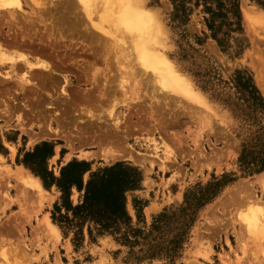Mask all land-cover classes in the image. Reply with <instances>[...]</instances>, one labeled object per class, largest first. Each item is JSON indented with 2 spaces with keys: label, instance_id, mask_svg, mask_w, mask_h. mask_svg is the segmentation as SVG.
I'll return each instance as SVG.
<instances>
[{
  "label": "rangeland",
  "instance_id": "1",
  "mask_svg": "<svg viewBox=\"0 0 264 264\" xmlns=\"http://www.w3.org/2000/svg\"><path fill=\"white\" fill-rule=\"evenodd\" d=\"M110 1L0 5V264H264V238H251L245 222L252 213L264 225V171L248 176L238 164L242 141L264 136V114L240 94L241 78L250 79L264 103V8L236 0L240 31L228 32L222 50L206 9L223 25L233 20L218 11L225 0H133L157 25L152 41L118 28L120 0ZM138 39L200 101L162 91L137 58ZM43 142L54 144L46 163L54 177L72 161L90 172L122 164L130 168L122 179L138 174L124 193L128 224L91 238L85 224L75 240L63 232L52 221L59 191L21 164ZM28 174L43 189L37 206L20 188ZM83 193L71 189L72 206Z\"/></svg>",
  "mask_w": 264,
  "mask_h": 264
},
{
  "label": "trees",
  "instance_id": "2",
  "mask_svg": "<svg viewBox=\"0 0 264 264\" xmlns=\"http://www.w3.org/2000/svg\"><path fill=\"white\" fill-rule=\"evenodd\" d=\"M255 1L264 8V0ZM206 10L211 14V20L206 25L210 33L209 37L216 41L222 50H226L228 32L240 31L235 11L236 0H225L224 4H218V11H224L222 18L227 20L228 15H230L233 19L229 21V18L223 25L214 26V14L210 9L207 8ZM226 29L227 31L223 32ZM241 82L240 94L251 106L250 109L254 114H264V103L250 79L241 78ZM253 140L255 142L242 141L238 157L239 167L248 176L264 171V136L259 135ZM53 149V143L37 144L32 152L24 155L21 161V164L41 181L45 189L54 186L59 191V202L53 206L52 221L63 232L74 230V240L82 237L85 224L88 225L87 234L89 238H91L93 230L98 235L112 234L118 231L121 226H126L129 218L125 212L124 193L138 187L140 181L138 174L122 179L120 178L122 172L128 173V169H130L127 167L125 168L127 171H124L121 169L122 164L90 172L88 163L72 161L61 168L58 177H54L46 168L47 160L53 156ZM2 150L0 145V152ZM88 172L90 173L84 184L83 177ZM222 178L225 179L226 177ZM224 184L225 182L209 185L212 190H210L207 199L215 197L218 188ZM212 186L214 187L212 188ZM72 188L84 192L82 202L76 206H72L70 202ZM61 211H64V214L61 215Z\"/></svg>",
  "mask_w": 264,
  "mask_h": 264
},
{
  "label": "bare ground",
  "instance_id": "3",
  "mask_svg": "<svg viewBox=\"0 0 264 264\" xmlns=\"http://www.w3.org/2000/svg\"><path fill=\"white\" fill-rule=\"evenodd\" d=\"M105 2L107 4L108 0H105ZM109 2L111 1L109 0ZM14 4L18 6L17 0H0V5L3 7H10ZM116 4L118 10V18L115 21L116 26L120 29L123 28L129 34L132 33L139 34L138 35L139 38L142 37V34H145V36L148 37L149 41H152L154 36V28L155 27L157 28V25L154 22V20L150 17V15L147 14L148 12L144 11L142 6L139 3L134 2L133 0H120L119 2H116ZM148 45L149 43L147 39H143V40L138 39L135 45V52L137 54L138 60L142 63L143 67L146 69H150L156 74L155 75L156 78L155 77L153 78L157 81V84L158 82L160 83V85L158 86H160L162 91H164V89L165 90L168 89L167 91L170 90L173 91L174 94L173 97L178 96L180 93L179 97L181 96L180 98H182V96H184V100H187V98L185 99V97H188L200 101L198 98L199 95L194 93V91H192V88L190 87L189 83L179 74H177V72L173 69V67L166 60V58H164V56L160 54V51H158L157 49H151L150 47H148ZM22 183L24 186H21L20 188L23 190V192L26 195L28 196L33 195L34 200L35 199L37 200V196L35 198V194L39 195L43 193V189L39 181L36 178L32 177L30 174H28L27 177L24 178ZM36 200L34 201L35 203L32 201L33 204H35V206L38 205V204L36 205L37 203ZM251 214L252 213H250V215L248 214L250 217H248L247 215L248 217V218L246 217L247 219L245 218L242 219H245L247 230L249 233L248 235L250 237L254 236L255 240L256 239L260 240L261 238H264V225L261 228L257 226L258 220L256 218L258 216L256 217L255 214L253 215ZM260 218L261 216L259 217V219ZM42 219H41L42 223L45 224V226H47L48 229H51L54 231V233L55 232L57 233L56 231L57 229L48 221L46 217H43ZM40 225L38 224V226ZM257 228H260L258 232L259 234L258 237L256 235ZM43 230L47 231L45 228Z\"/></svg>",
  "mask_w": 264,
  "mask_h": 264
}]
</instances>
